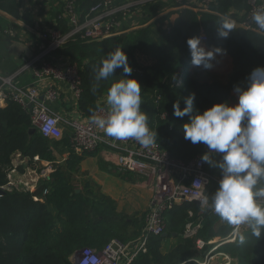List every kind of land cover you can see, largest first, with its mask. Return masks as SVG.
<instances>
[{"label": "trees", "instance_id": "1", "mask_svg": "<svg viewBox=\"0 0 264 264\" xmlns=\"http://www.w3.org/2000/svg\"><path fill=\"white\" fill-rule=\"evenodd\" d=\"M73 1L75 12L82 21L89 8L99 0ZM175 5L179 4L176 2ZM230 5V0H211L206 11L180 7L174 21H170V11L154 19L147 27L125 35L102 40L76 36L68 40L54 54L64 56L78 66L81 93L76 101L77 111L89 118L92 114L89 109L94 110L98 101L106 97L110 84L122 78L123 70L118 68L115 76L100 82L95 94L90 91L94 83V68L100 66L108 52L120 47L132 69L140 70L132 71V76L141 85V109L148 116L150 130L157 132L158 146L183 161L196 155L202 157L208 151L207 146L194 145L184 138L182 125L189 116H174L173 103L179 101L183 108L184 98L195 93V113L214 103L227 102L231 88L247 78L254 68L264 66L263 35L236 27L227 39L217 37L215 21L228 16ZM61 12L55 16L54 22L65 32L68 25L66 19L58 18ZM201 29L205 32L207 47H222L231 57L232 72L226 83L214 78L209 81L208 74L198 77L188 72L178 73L179 82L174 79L176 70L191 57L187 39L199 36ZM163 113L165 117H161ZM32 128L29 113L18 102L8 98L0 107V187L8 182L11 169L22 171L25 168L23 164L15 166L13 163L12 157L16 152L27 159L30 168L41 167L38 161L33 160L35 156L57 166L48 178L38 181L34 191L0 190V264H74L70 257L84 247L100 250L113 238L122 241L135 238L143 221L132 220L134 231L129 232L133 225L131 221L116 212L115 203L109 197L94 195L88 180L82 182V191L75 192L77 181L71 173L77 171L81 159L90 152L75 154L67 133L58 141L44 137L36 129L30 132ZM64 153H68V157L60 162L57 155L62 158ZM207 154L213 160L219 159L217 153ZM203 165L211 177L221 178L218 169L204 161ZM218 185L219 182L212 179L205 194L210 195ZM34 196L41 200H35ZM164 218L166 235L151 234L145 250H140L129 264H196L192 260H203L216 244L219 246L215 252L227 254L236 260V264H264V237L257 240L247 225L240 228L246 236L243 243L239 241L237 232L234 240L228 241L234 229L210 209L205 210L193 201L174 204L165 211ZM188 224L198 225L193 227L191 235H185ZM213 239L218 240L210 244ZM197 240L204 242L201 248L197 247Z\"/></svg>", "mask_w": 264, "mask_h": 264}, {"label": "built area", "instance_id": "2", "mask_svg": "<svg viewBox=\"0 0 264 264\" xmlns=\"http://www.w3.org/2000/svg\"><path fill=\"white\" fill-rule=\"evenodd\" d=\"M147 1L149 0H129L114 6L113 0H99L89 8L81 21L75 12L74 1L67 0L58 18L67 20L68 30L61 31L56 22H53L39 33L44 44L38 54L27 63L22 59V65L25 64L12 74L0 72V107L6 104L8 98L18 102L29 113L32 127L47 138L61 139L63 129L66 127L69 131L71 149L76 154L105 147L120 172L137 174L145 179V184L152 187L150 205L135 238L128 241L113 238L100 250L84 247L73 253L74 264H129L140 250H145L147 238L151 234L161 235L164 232V213L167 209L182 201L196 200L201 205L200 197L206 195L205 189L209 182L212 179L218 182L220 180L211 177L204 170L200 155L183 161L160 148L157 142L150 148H143L135 140L117 141L106 136L102 130L93 125L90 117L81 119L74 115L76 101L81 93L79 69L76 63L54 52L76 36L88 40H100L128 30L127 17L132 7ZM173 1L179 4L178 7L206 11L211 0H197L199 4L194 0ZM260 10H264V0H246V9L238 24L244 29L264 36L252 19L253 14ZM8 32L12 33V30ZM199 36L201 43H205L206 35L203 29L200 30ZM24 69L31 70L32 81L25 84L17 83L16 80ZM133 71L140 72L138 68H133ZM179 74L181 75V72ZM64 92H68V96L73 100L68 106L69 110L65 112L53 107L62 99H67ZM107 107L106 97L103 96L94 111L97 115H105ZM165 115L163 113L161 117ZM35 159L38 157L35 156ZM54 168V162L44 161L39 169L34 168L27 173L34 172L33 178L45 179ZM15 170L18 171L16 168L10 170L8 182L0 187L1 191L14 188L16 182L11 174L16 172ZM18 183L21 184V189L29 190L30 184L27 181L20 180ZM43 192L45 193L46 190ZM33 198L41 200L38 196ZM197 226L186 225L185 235H191L194 231L193 227ZM196 245L201 248L204 242L197 240ZM204 260L197 263L205 264Z\"/></svg>", "mask_w": 264, "mask_h": 264}, {"label": "clouds", "instance_id": "3", "mask_svg": "<svg viewBox=\"0 0 264 264\" xmlns=\"http://www.w3.org/2000/svg\"><path fill=\"white\" fill-rule=\"evenodd\" d=\"M252 19L264 33V10L253 14ZM216 35L227 39L236 28L234 21L221 16L215 21ZM191 62L195 67L210 69L218 55L225 54L219 46L206 48L200 36L187 39ZM122 69L121 79L110 84L106 94L105 115H97L93 109L90 122L117 141L135 140L143 148L156 142L157 132L150 130L148 116L142 111L141 85L132 76V67L126 53L117 47L106 54L100 66L94 68V83L90 91L95 94L101 81L115 76ZM238 97L235 104L217 102L202 111L193 113L195 93L185 99V107L179 101L173 103V115L189 116L183 125L184 138L192 144L207 146L201 159L219 170V185L210 195H202L200 203L210 209L238 234L239 241L246 239L240 232L247 225L256 239L264 237V66H257L248 75L246 86L235 85ZM219 154L213 160L207 153Z\"/></svg>", "mask_w": 264, "mask_h": 264}, {"label": "crops", "instance_id": "4", "mask_svg": "<svg viewBox=\"0 0 264 264\" xmlns=\"http://www.w3.org/2000/svg\"><path fill=\"white\" fill-rule=\"evenodd\" d=\"M66 1L67 0H0V38L1 36L6 38H1V40L4 41L7 48L6 52L0 53V72L2 74H12L16 72L41 51L44 41L40 39L39 33L47 26L53 24L55 16L62 10ZM125 1L129 0H113V5H121ZM198 1L194 0L196 4H199ZM230 2L231 5L227 17L238 23V20H240V17L246 9V0H230ZM179 8L180 7L176 6L173 0H149L141 6L132 7L127 17V29L147 23L150 24L157 17L170 11H172L170 21H174L177 17L176 12ZM9 30H12V33L8 32ZM202 44L206 48H211L207 47L205 43ZM22 59H25L23 65ZM212 64L213 66L210 69L195 67L190 57V60L185 65L176 70L174 79H180L178 76L179 72H188V74L198 77H205V75L208 74L209 81L214 78L215 80L226 83L232 72L231 57L226 53L218 55L216 59L212 61ZM19 77H21V84L28 83L32 81V72L30 69H24L21 71L18 78ZM246 81L247 78L236 85L246 86ZM228 94L227 102L235 104L238 97L234 92V87L230 89ZM64 95H67V99L64 98L53 105V107L63 112L68 111L69 108L65 109V107H68L71 102H73L68 96V92H64ZM74 115L81 119L87 118L81 115L77 109ZM68 132V129L65 127L63 129V136L65 133L68 134ZM52 140L59 141L60 139ZM62 155V158L58 159L64 160L68 157V153ZM33 160L38 161L40 166L44 163V161L39 160V158L35 159L34 157ZM12 161L14 164V161H16L18 165H25L22 171L17 169L18 171L15 170L16 172L11 174L13 180L15 182L20 180H22V182L27 181L30 184L29 190L34 191L40 178H33L32 173L34 172L27 173V171H33L32 169L34 168H30L27 165V159L23 158L19 152L14 153ZM71 175L74 179L77 178L82 180H80V185H77V189L75 190L76 193L84 189L82 182L89 180V189H91L94 195L102 194L113 200L116 212L125 215L127 217L126 220L131 221L133 224L131 228H129V232L132 233L134 231V223L132 220L137 219L139 223L144 221V215L150 205L152 187L145 184V179L137 174L118 172L112 157L110 158L109 150L105 147H99L94 152H90V154L84 156L77 166V171L71 173ZM20 186V183H15L13 185V187L18 190H21ZM196 205L201 206L199 203ZM217 240L218 239H213L209 242L213 244ZM233 240L234 236L228 241ZM218 246L219 244L214 245L212 247L214 250L212 251L210 249L211 251L209 250V253L211 255L213 253H221L215 252ZM221 254L223 255V253Z\"/></svg>", "mask_w": 264, "mask_h": 264}, {"label": "rangeland", "instance_id": "5", "mask_svg": "<svg viewBox=\"0 0 264 264\" xmlns=\"http://www.w3.org/2000/svg\"><path fill=\"white\" fill-rule=\"evenodd\" d=\"M125 26H127V24L125 23ZM1 38L2 39H6L5 37H3V36H1ZM1 38H0V53H4V52H6L7 51V48H6V45H5V43H4V41H2L1 40ZM22 77V76H21ZM21 77H19L16 81H17V83H19V82H21ZM57 157L58 158H60L61 159V156H58L57 155ZM59 159V160H60ZM61 161H63V160H60V162ZM15 162V164L16 165H18V163L16 162V161H14ZM57 166V165H56ZM55 166V167H56ZM116 170L118 171V172H120L117 168H116ZM121 173H126V172H121ZM80 180L81 179H75V181H77L78 183L76 184V185H80ZM82 181V180H81ZM84 181V180H83ZM87 181V180H86ZM89 181V180H88ZM16 183H18L17 181H16ZM21 187V186H20ZM236 234V231H234L233 232V236ZM211 244V243H210ZM211 250L213 251L214 250V248H211ZM210 250V251H211ZM210 256V257H209ZM212 256H215L214 258L212 257ZM205 260H204V262H206L205 264H236V260L234 259V258H232V257H229L227 254H224L223 253V255L221 254V253H213L212 255L211 254H206L205 255V258H204ZM70 260H71V262L73 263V261H74V258L71 256L70 257ZM192 261H194L196 264H198L197 263V261H201V260H192Z\"/></svg>", "mask_w": 264, "mask_h": 264}, {"label": "water", "instance_id": "6", "mask_svg": "<svg viewBox=\"0 0 264 264\" xmlns=\"http://www.w3.org/2000/svg\"><path fill=\"white\" fill-rule=\"evenodd\" d=\"M235 24H236V27H239V26H240L237 22H235ZM148 25H149V23L144 24V25H140V26H137V27H133V28H130V29H128V30H125V31H123V32H121V33L113 34V35H110V36L105 37V38L114 37V36H118V35H125V34H128V33L132 32V31H134V30H138V29H140V28H145V27H147ZM105 38H102V39H105ZM102 39H100V40H102ZM34 131H35L34 128H32V129L30 130V132H34ZM193 202L196 203V204H198V202H197L196 200H194ZM161 235H162V236H165L166 233L164 232V233H162Z\"/></svg>", "mask_w": 264, "mask_h": 264}, {"label": "bare ground", "instance_id": "7", "mask_svg": "<svg viewBox=\"0 0 264 264\" xmlns=\"http://www.w3.org/2000/svg\"><path fill=\"white\" fill-rule=\"evenodd\" d=\"M214 257H215V256H214ZM214 257H213V258H214Z\"/></svg>", "mask_w": 264, "mask_h": 264}]
</instances>
